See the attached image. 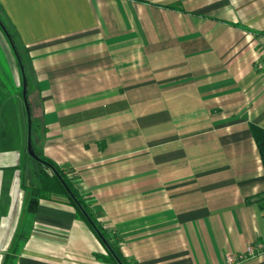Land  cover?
<instances>
[{
    "label": "crops",
    "instance_id": "crops-1",
    "mask_svg": "<svg viewBox=\"0 0 264 264\" xmlns=\"http://www.w3.org/2000/svg\"><path fill=\"white\" fill-rule=\"evenodd\" d=\"M0 17L31 61L35 147L126 262L224 264L264 239V0H0ZM20 159L0 152V264L17 233L13 264H112L72 207L26 212Z\"/></svg>",
    "mask_w": 264,
    "mask_h": 264
},
{
    "label": "trees",
    "instance_id": "trees-1",
    "mask_svg": "<svg viewBox=\"0 0 264 264\" xmlns=\"http://www.w3.org/2000/svg\"><path fill=\"white\" fill-rule=\"evenodd\" d=\"M0 28L12 50L20 73V90L13 94L5 90L7 88L4 83H0V152L15 150L21 152L20 163L9 171L20 170L21 186L27 196L26 212L34 213L40 200L55 201L72 207L76 216L88 225L92 233L100 241V236L106 241V244L104 243L106 255L96 257L112 264H129L111 240L113 237L109 236L98 222L94 201L79 192L74 186L73 178L67 176L57 164L45 158L41 150L35 147L37 120L32 116L31 110V97L35 85L31 61L14 31L1 17ZM22 74L26 84L25 99L29 110L31 146L40 160H34L26 153L28 123L22 96ZM251 131L264 171V130L251 126ZM20 247L12 243V252L4 257V264H13L14 256Z\"/></svg>",
    "mask_w": 264,
    "mask_h": 264
},
{
    "label": "rangeland",
    "instance_id": "rangeland-1",
    "mask_svg": "<svg viewBox=\"0 0 264 264\" xmlns=\"http://www.w3.org/2000/svg\"><path fill=\"white\" fill-rule=\"evenodd\" d=\"M5 50L6 49H4L2 44L0 43V83L1 82L4 83L6 88H7L5 90H8L9 93L13 94V92L20 90V73H19V79L17 80V85H16V83L14 82V77L12 76L9 65H8V61H7L8 55H7V52ZM22 192H23L24 196L26 197L25 201H27V196H26L25 192L24 191H22ZM26 224H24V222H23L24 227L26 226ZM21 236L25 237L24 235L17 233L15 235L12 243H15V244H18V246H21L22 242H23V238ZM9 252H12L11 248H8L7 251L3 254V256L5 257L6 254H8Z\"/></svg>",
    "mask_w": 264,
    "mask_h": 264
},
{
    "label": "built area",
    "instance_id": "built-area-1",
    "mask_svg": "<svg viewBox=\"0 0 264 264\" xmlns=\"http://www.w3.org/2000/svg\"><path fill=\"white\" fill-rule=\"evenodd\" d=\"M264 253V239L248 242L243 253L228 252L224 256V264H240L241 262Z\"/></svg>",
    "mask_w": 264,
    "mask_h": 264
},
{
    "label": "water",
    "instance_id": "water-1",
    "mask_svg": "<svg viewBox=\"0 0 264 264\" xmlns=\"http://www.w3.org/2000/svg\"><path fill=\"white\" fill-rule=\"evenodd\" d=\"M25 90H26V84L24 81V76L22 74V96H23V101L25 103V110L27 113V123H28V131H27V141H26V153L34 160H40L36 154L34 153V150L31 146V139H30V122H29V110H28V106L26 105V99H25ZM101 240L103 243L106 244V241L102 238V236H100Z\"/></svg>",
    "mask_w": 264,
    "mask_h": 264
}]
</instances>
